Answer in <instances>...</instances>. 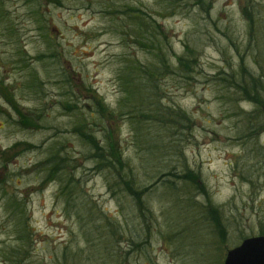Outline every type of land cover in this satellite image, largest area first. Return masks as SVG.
Segmentation results:
<instances>
[{"label":"rangeland","instance_id":"obj_1","mask_svg":"<svg viewBox=\"0 0 264 264\" xmlns=\"http://www.w3.org/2000/svg\"><path fill=\"white\" fill-rule=\"evenodd\" d=\"M177 4L0 0V264H103L110 219L127 225L117 238L122 264H223L245 237L264 235V109L235 86H245L250 73L264 83V54L243 14L247 5L264 32V0ZM127 6L157 21L154 53L172 65L156 80L158 100L167 113L179 108L187 116H177L178 131H161L145 100L120 103L121 71L130 67L136 76L135 64L158 63L131 37L122 41ZM185 44L195 57L188 77L173 64ZM82 121L101 141L113 132L126 162L123 179L145 187L144 215L122 182L111 192L110 174L94 170L88 145L73 131ZM56 150L70 159L76 182L69 203L48 177ZM188 169L194 176H179ZM81 197L90 201L88 214L79 210ZM13 198L25 202L33 230L27 256L17 260L6 205Z\"/></svg>","mask_w":264,"mask_h":264},{"label":"trees","instance_id":"obj_2","mask_svg":"<svg viewBox=\"0 0 264 264\" xmlns=\"http://www.w3.org/2000/svg\"><path fill=\"white\" fill-rule=\"evenodd\" d=\"M171 4H177L178 0H163ZM254 0H247L248 5L252 6ZM179 5V4H177ZM124 14L127 17L126 21H129V24H126V29L124 34L122 35V41L126 43L127 38L134 40L135 43L140 45L143 48H147L148 51L156 56L158 63H138L135 64V70L138 72L136 76L133 74V70H130V67L121 71L119 82L120 88L122 93L121 105L128 106L129 102H136L139 101H147L146 103L150 109L149 114L154 122L158 124L161 128V131L164 133H168L172 131H178L179 125H182L179 121H181L178 117L184 118L187 122L189 121L187 116L183 111L178 110L179 108H172L171 113H167L165 105H163L159 100V92L160 88L158 87V82L156 80L160 79V74L163 73V70L171 69L172 65L171 62L164 60V58L157 55L155 50L159 52L160 44L158 35L156 33V20L153 16L146 13L139 7H132L127 6L124 7ZM252 12L247 5L243 8V14L245 15L249 32H250V40L255 42V48H258L260 52L264 54V32H259V25L257 24L259 20L252 15ZM258 18V17H257ZM258 25V26H257ZM262 46V49L260 48ZM185 51L182 56H178L173 64L175 68L180 71L178 73L179 76H189V72L192 70V63L195 64V57H194V50L188 45L185 44L184 46ZM132 67H134L132 65ZM137 76H142L136 78ZM249 81H245V86L240 84H235L236 87L241 88L243 90L244 100H249L254 102L258 107L257 110L264 109V96L262 93L263 80L262 77H254L250 73ZM38 86L35 84V87ZM243 87V88H242ZM100 104L101 99H98ZM12 106L16 109L14 103ZM160 105L163 106V111L160 110ZM139 113L137 110L130 109L127 111L128 114L132 113L133 111ZM147 109L143 110L142 113H139L140 116L143 115V112ZM167 118L168 122L162 124V120ZM29 124V122L27 123ZM88 124L85 121L77 122L73 128V131L77 133L83 142L88 145L89 147V158L93 160L95 166L94 170L97 171H105L110 174V179L108 181V189L109 191L113 192L115 189L114 187L118 188L121 182L125 185V189L128 190L129 195L135 201L136 205L141 210V215H144V210H149L146 207V204L143 200V193L145 188L141 185L140 181L136 178H131L124 180L126 173V162L122 158V154L118 149L117 142L115 141V137L113 132H109L104 138V141H101L89 132ZM154 145V144H152ZM68 160H66L65 156L60 155L58 150L53 151L50 157L48 158L47 163L51 164V167L48 168V177L51 180H57L60 184L59 192L61 196H64L65 201L69 203V201L74 200L71 199L74 194H76L74 188L76 187V182H74V178L71 177L70 173L68 172ZM192 172L188 169L186 172L182 173L179 176L186 179L187 175H191ZM193 175V174H192ZM124 176V177H123ZM175 176V175H174ZM194 176V175H193ZM74 180V181H73ZM194 180V179H193ZM90 201H85L84 198L81 197L79 200V210H83L88 214V208L91 207L89 205ZM7 209L10 210L11 216L15 219V229L17 231L18 237L16 240L18 242V247L16 248L15 254H13V259H21L23 255L29 251L31 246V238L33 234V230L30 228L27 220V212H26V205L23 199H7L6 202ZM94 209V207H93ZM98 211V209L96 208ZM207 210H212L216 214L218 213L216 209L212 207L211 204L208 205ZM206 210V211H207ZM221 218L217 215L214 221L217 224L221 223ZM108 228H106L101 235V239L105 241L107 249L104 247L102 248L104 257L103 264H122L123 261V254L122 250L118 247L119 241L117 238L122 237L121 235L124 233L127 225L126 222L119 223L116 220L110 219L108 222ZM20 243V245H19ZM107 259V260H106ZM12 261V259H10Z\"/></svg>","mask_w":264,"mask_h":264},{"label":"water","instance_id":"obj_3","mask_svg":"<svg viewBox=\"0 0 264 264\" xmlns=\"http://www.w3.org/2000/svg\"><path fill=\"white\" fill-rule=\"evenodd\" d=\"M223 264H264V235L245 237L227 250Z\"/></svg>","mask_w":264,"mask_h":264}]
</instances>
